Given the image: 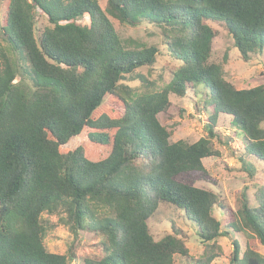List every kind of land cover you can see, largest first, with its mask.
I'll return each mask as SVG.
<instances>
[{"label":"trees","instance_id":"16d2710c","mask_svg":"<svg viewBox=\"0 0 264 264\" xmlns=\"http://www.w3.org/2000/svg\"><path fill=\"white\" fill-rule=\"evenodd\" d=\"M37 10L50 25L36 33ZM112 19L160 28L174 60L164 83L141 70L159 48L123 39ZM1 28L0 264H71L83 235L96 252L82 264H174L175 254L189 257L186 236L171 221L153 237L148 221L161 204L194 224L204 250L193 264L221 255L220 236L231 240L230 264H264V176L255 204L242 191L237 208L196 185L216 183L202 159L220 154L212 141L220 115L243 135L245 156L264 163V85L226 79L229 49L212 58L220 30L243 60L262 51L264 0H7ZM190 88L208 114L207 136L170 142L159 114ZM44 213L73 234L66 253L47 250Z\"/></svg>","mask_w":264,"mask_h":264},{"label":"rangeland","instance_id":"374dc122","mask_svg":"<svg viewBox=\"0 0 264 264\" xmlns=\"http://www.w3.org/2000/svg\"><path fill=\"white\" fill-rule=\"evenodd\" d=\"M104 4L105 0H98ZM7 0H0V29L5 17V7ZM81 24H88V17L84 15L79 18ZM120 37L129 41L136 40L147 45L154 44L159 48L155 63L148 69L142 68L143 72L148 71L151 78L158 79L162 84L167 80L163 72L165 63L174 62L167 50L162 45V34L160 28L152 23L143 22L136 26L120 24L112 19ZM49 26L45 14L36 11L35 30L36 33ZM212 42V58L221 61L224 50L229 49V58L224 65L225 77L236 88H250L259 84L264 85V47L261 52L251 53L248 60H243L236 48L232 46L231 37L223 30ZM1 32V31H0ZM1 34V33H0ZM197 89H188L182 97L171 94L169 96L170 106L166 112L159 114V119L170 131V142L184 140L188 143L198 140L202 136H207V112L200 108ZM203 97V95H202ZM114 105L117 103L107 97L104 99L103 109L114 113ZM216 137L212 139L213 144L219 148V156L205 157L202 159L203 165L216 179V183L197 182L196 185L213 189L216 193L226 198L234 208L238 207L239 197L242 191L245 192L250 205H254V190L262 182L264 176V163L258 161L253 156H245L243 146V135L230 123L229 116L220 115L214 128ZM239 132V133H238ZM217 218H221L218 208L213 210ZM43 219L48 227L44 237V244L48 251L55 253H66L73 241V234L67 225L62 224L55 214H43ZM174 224L186 236V246L189 250V257L175 254L174 264H193L195 258H199L204 250V244L196 235L195 226L184 216L182 210L173 208L170 205H160L156 212L148 221L150 233L155 239L161 238L170 232V223ZM236 237V233H233ZM237 238L241 243L242 250L245 248L246 238L238 233ZM95 240L89 236H80L78 243H75L76 258L71 260V264H82L83 256L96 252L93 247ZM221 247V255L212 260L211 264H230L229 257L232 250L231 240L226 236L217 239ZM258 249L264 255V245H259Z\"/></svg>","mask_w":264,"mask_h":264}]
</instances>
